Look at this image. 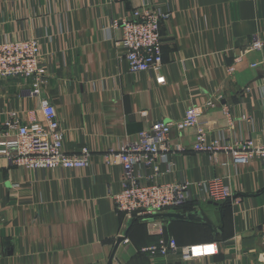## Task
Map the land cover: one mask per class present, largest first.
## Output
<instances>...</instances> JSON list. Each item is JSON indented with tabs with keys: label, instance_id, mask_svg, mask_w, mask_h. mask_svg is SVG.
I'll return each instance as SVG.
<instances>
[{
	"label": "crops",
	"instance_id": "crops-1",
	"mask_svg": "<svg viewBox=\"0 0 264 264\" xmlns=\"http://www.w3.org/2000/svg\"><path fill=\"white\" fill-rule=\"evenodd\" d=\"M142 1L0 0V38L40 37L52 54L41 97L31 94L30 81L1 79L0 108L33 109L42 119L41 98L49 99L66 150L91 151L88 167L60 170L13 167L0 154V264H108L122 236L113 264H264V162L236 164L230 153H220L219 161L198 153L195 128L172 129V144L184 151L170 155L169 170L160 163V180L225 177L236 196L227 212L209 200L194 208L203 217L194 220L116 211L113 196L122 189L124 169L104 155L153 122H174L189 106H204L202 121L214 136L228 128V106L236 124L230 142L264 143V47L249 49L255 37L264 41V0H151L172 13L161 29L164 65L132 74L109 21ZM210 100L213 106L206 105ZM244 114L249 121L241 120ZM161 237L217 244L218 252L184 259L142 251Z\"/></svg>",
	"mask_w": 264,
	"mask_h": 264
},
{
	"label": "built area",
	"instance_id": "built-area-1",
	"mask_svg": "<svg viewBox=\"0 0 264 264\" xmlns=\"http://www.w3.org/2000/svg\"><path fill=\"white\" fill-rule=\"evenodd\" d=\"M151 3V0H143L141 6L131 13L109 21V26L119 32L115 44L125 47V59L132 74L156 73L164 65L161 29L172 13ZM62 33L64 29L58 32ZM51 41L52 37H47L49 45ZM263 47L264 41L258 37L249 44L250 50H262ZM51 55L46 52L40 37L0 38V80L18 77L24 82L30 81L31 94L41 97L48 81L49 63L46 58ZM256 66L258 65H253ZM234 72L233 64L227 68V73L232 75ZM206 105L213 106L214 102L210 100ZM204 110V106L191 105L177 121L153 122L117 150L112 149L104 155L107 164H121L124 169L122 189L113 196L117 212L132 216H153L158 213L177 212L178 208L189 202L212 200L221 203L233 197V191L222 176L179 183L160 180L164 173L160 163L167 164L169 170L173 165L170 155L176 150L184 151L183 147H174L172 144L173 128L180 132L195 128L194 151L208 153L215 161H219V154L224 152L230 153L236 164H248L253 160L264 162V143H257L252 138L230 142L229 136L236 126L230 107H224L228 119L227 130L214 136L210 135L207 125L202 121ZM39 111L43 115L42 119L37 117L33 109L23 112L20 109L0 108V154L5 155L13 167L23 169L60 170L88 167L91 159L89 148H83L79 153H69L66 150L65 132L52 102L42 97ZM241 120L250 119L244 114ZM148 169L152 171L149 175ZM262 237L264 239V230ZM142 251L153 258L180 254L184 259H192L214 255L218 252V246H180L175 238L161 237L157 243L144 247Z\"/></svg>",
	"mask_w": 264,
	"mask_h": 264
},
{
	"label": "water",
	"instance_id": "water-1",
	"mask_svg": "<svg viewBox=\"0 0 264 264\" xmlns=\"http://www.w3.org/2000/svg\"><path fill=\"white\" fill-rule=\"evenodd\" d=\"M236 199V196L234 195L232 198H229L227 199L226 201L224 202H215V201H212L210 200L209 203L217 206L220 210H221V213L222 215H224V209L226 208V206H230L232 201ZM198 216H202V212L201 211H197V212H191V213H187V214H184V213H180V212H164V213H158V214H155L153 215L152 217H168V218H175V219H180V220H194L196 218H198ZM203 218V217H201ZM124 240V237H119V239L117 240V243H116V246L113 250V253L109 259V262L108 264H113V260L115 258V253H116V250L119 246V244Z\"/></svg>",
	"mask_w": 264,
	"mask_h": 264
},
{
	"label": "trees",
	"instance_id": "trees-1",
	"mask_svg": "<svg viewBox=\"0 0 264 264\" xmlns=\"http://www.w3.org/2000/svg\"><path fill=\"white\" fill-rule=\"evenodd\" d=\"M200 203L198 202H189L185 205H183L182 207L178 208L177 211L178 212H181V213H184V214H187L189 212H192L194 210V208L199 205ZM230 207V206H226V208L224 209L225 213L227 212V208ZM134 218H144V217H152V216H138V215H133ZM179 244V243H178ZM180 246H184V245H181L179 244Z\"/></svg>",
	"mask_w": 264,
	"mask_h": 264
}]
</instances>
